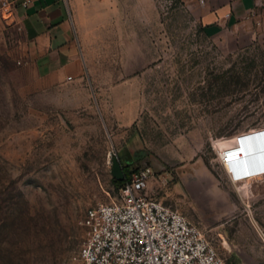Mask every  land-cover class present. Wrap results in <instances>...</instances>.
I'll return each mask as SVG.
<instances>
[{
	"label": "rangeland",
	"instance_id": "obj_1",
	"mask_svg": "<svg viewBox=\"0 0 264 264\" xmlns=\"http://www.w3.org/2000/svg\"><path fill=\"white\" fill-rule=\"evenodd\" d=\"M64 1L85 67L63 82L0 7V264H74L88 208L120 198L113 158L138 148L163 165L140 166L149 198L228 264H264V0L250 28L211 24L204 0Z\"/></svg>",
	"mask_w": 264,
	"mask_h": 264
},
{
	"label": "built area",
	"instance_id": "obj_2",
	"mask_svg": "<svg viewBox=\"0 0 264 264\" xmlns=\"http://www.w3.org/2000/svg\"><path fill=\"white\" fill-rule=\"evenodd\" d=\"M33 0H0L15 14ZM154 172L136 171L120 198L86 212L87 236L74 264H228L204 229L178 209L145 193Z\"/></svg>",
	"mask_w": 264,
	"mask_h": 264
},
{
	"label": "crops",
	"instance_id": "obj_3",
	"mask_svg": "<svg viewBox=\"0 0 264 264\" xmlns=\"http://www.w3.org/2000/svg\"><path fill=\"white\" fill-rule=\"evenodd\" d=\"M204 0L201 16L211 24L222 25L244 19L251 26L250 0H233L214 5ZM31 42V53L40 76L54 82L80 77L84 71L78 31L69 7L64 0H33L27 7L14 11ZM249 17V19H247Z\"/></svg>",
	"mask_w": 264,
	"mask_h": 264
},
{
	"label": "flooded vegetation",
	"instance_id": "obj_4",
	"mask_svg": "<svg viewBox=\"0 0 264 264\" xmlns=\"http://www.w3.org/2000/svg\"><path fill=\"white\" fill-rule=\"evenodd\" d=\"M128 149V148H126ZM130 150V149H129ZM130 158L128 162H125V165H131L133 167L134 164H137L139 166L142 165H151L155 169H160L163 167L161 161L153 158L151 154H149L147 151L143 149L138 148V153L136 156H133V152L130 150ZM137 167V166H136Z\"/></svg>",
	"mask_w": 264,
	"mask_h": 264
},
{
	"label": "trees",
	"instance_id": "obj_5",
	"mask_svg": "<svg viewBox=\"0 0 264 264\" xmlns=\"http://www.w3.org/2000/svg\"><path fill=\"white\" fill-rule=\"evenodd\" d=\"M125 162H128L129 159H124ZM140 169V166H137L135 168L131 167V165H124V178L122 180L114 179V182L118 189H120L126 182L130 181L133 174Z\"/></svg>",
	"mask_w": 264,
	"mask_h": 264
},
{
	"label": "water",
	"instance_id": "obj_6",
	"mask_svg": "<svg viewBox=\"0 0 264 264\" xmlns=\"http://www.w3.org/2000/svg\"><path fill=\"white\" fill-rule=\"evenodd\" d=\"M137 153V150H133V156H136ZM112 174L117 180H122L124 178L123 166L120 159H118L117 157L113 158Z\"/></svg>",
	"mask_w": 264,
	"mask_h": 264
},
{
	"label": "clouds",
	"instance_id": "obj_7",
	"mask_svg": "<svg viewBox=\"0 0 264 264\" xmlns=\"http://www.w3.org/2000/svg\"><path fill=\"white\" fill-rule=\"evenodd\" d=\"M259 156H260V158H264V153L260 154ZM250 158H251V157H248V159H249L248 161H249V162H251V161L253 160V159H250ZM254 161H255V160H254ZM256 164H257V163H256ZM254 174H263V175H264V169L256 170V172H255ZM234 177H235L234 179H236V180H237L238 178H240V176H236V175H235Z\"/></svg>",
	"mask_w": 264,
	"mask_h": 264
},
{
	"label": "snow or ice",
	"instance_id": "obj_8",
	"mask_svg": "<svg viewBox=\"0 0 264 264\" xmlns=\"http://www.w3.org/2000/svg\"><path fill=\"white\" fill-rule=\"evenodd\" d=\"M258 136H260V137H264V133H259ZM246 139H254V138H252V137H248V138H246ZM261 151H264V148H262Z\"/></svg>",
	"mask_w": 264,
	"mask_h": 264
}]
</instances>
